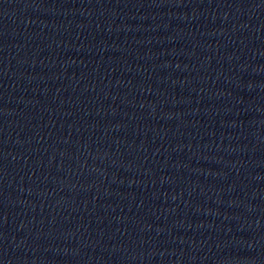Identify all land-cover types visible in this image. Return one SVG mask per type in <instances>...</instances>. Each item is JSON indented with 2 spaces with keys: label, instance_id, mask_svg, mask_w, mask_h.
Returning a JSON list of instances; mask_svg holds the SVG:
<instances>
[{
  "label": "water",
  "instance_id": "obj_1",
  "mask_svg": "<svg viewBox=\"0 0 264 264\" xmlns=\"http://www.w3.org/2000/svg\"><path fill=\"white\" fill-rule=\"evenodd\" d=\"M0 264H264V0H0Z\"/></svg>",
  "mask_w": 264,
  "mask_h": 264
}]
</instances>
